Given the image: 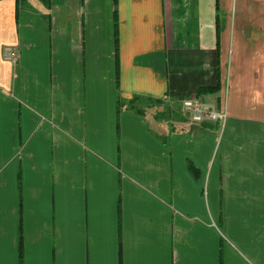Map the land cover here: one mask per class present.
Returning <instances> with one entry per match:
<instances>
[{
    "label": "crops",
    "instance_id": "1",
    "mask_svg": "<svg viewBox=\"0 0 264 264\" xmlns=\"http://www.w3.org/2000/svg\"><path fill=\"white\" fill-rule=\"evenodd\" d=\"M191 95L226 121L160 130L136 106ZM21 247L264 264V0H0V264Z\"/></svg>",
    "mask_w": 264,
    "mask_h": 264
},
{
    "label": "built area",
    "instance_id": "2",
    "mask_svg": "<svg viewBox=\"0 0 264 264\" xmlns=\"http://www.w3.org/2000/svg\"><path fill=\"white\" fill-rule=\"evenodd\" d=\"M5 58L17 63L20 58V48L17 45L5 47ZM182 109L197 123L220 122L224 123L228 117L226 108H217L216 105L204 102L196 95L184 97L180 100Z\"/></svg>",
    "mask_w": 264,
    "mask_h": 264
},
{
    "label": "rangeland",
    "instance_id": "3",
    "mask_svg": "<svg viewBox=\"0 0 264 264\" xmlns=\"http://www.w3.org/2000/svg\"><path fill=\"white\" fill-rule=\"evenodd\" d=\"M117 105L120 108V102H119V96L117 95ZM136 101V99H135ZM134 102V100H133ZM142 106L144 107L147 114L151 115L153 121L157 124H159V129L163 130V124H167L165 122H168L167 120H176L177 118L183 119L187 123H191V118L189 115L182 109V107L174 103L172 100L169 99H163L159 101L155 100H140L139 103L136 104V106ZM176 118V119H175ZM156 124V125H157Z\"/></svg>",
    "mask_w": 264,
    "mask_h": 264
},
{
    "label": "trees",
    "instance_id": "4",
    "mask_svg": "<svg viewBox=\"0 0 264 264\" xmlns=\"http://www.w3.org/2000/svg\"><path fill=\"white\" fill-rule=\"evenodd\" d=\"M115 25H116V54L118 53V14L117 11H115ZM217 89V87H203L201 90H206V91H212ZM118 116V114H117ZM21 264H22V247H21Z\"/></svg>",
    "mask_w": 264,
    "mask_h": 264
}]
</instances>
